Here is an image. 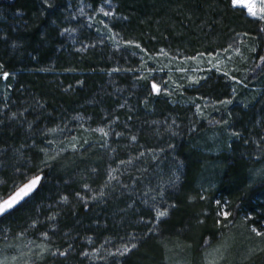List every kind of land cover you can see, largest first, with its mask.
Listing matches in <instances>:
<instances>
[{"label":"trees","instance_id":"obj_1","mask_svg":"<svg viewBox=\"0 0 264 264\" xmlns=\"http://www.w3.org/2000/svg\"><path fill=\"white\" fill-rule=\"evenodd\" d=\"M113 1L117 6L111 17L98 11L102 7L99 1H90L84 11L89 18L87 21L83 15L76 16L80 9L78 0H51V8L44 0H0V33L10 37L7 44L0 43V148L31 143L44 136L45 128H55L62 135L61 142L76 144L73 150L92 141L101 149L99 144L104 136L95 130L103 127L109 134L111 146L117 150L123 148L116 154L120 155V161L130 158L128 161L135 163L129 167L133 176L148 174L149 166H142L141 153L155 151L157 160V168L150 164V169L159 171V180L138 188L131 182L126 184L119 165L109 160L131 194L125 193L127 189L108 187L109 197L87 199V208L75 200L72 191L78 184L85 183H96L94 193L101 189L105 184L100 181L108 150H101L85 163L77 162L67 170L59 163L44 169L58 185L47 186L40 196L36 195L38 203L29 210L33 209L30 212L33 215L36 213L33 218L40 212L46 222L51 221L47 217L55 214L56 219L51 223L55 222L57 228L48 247L62 251L72 243L70 256L76 257L81 239L86 237L115 241L131 239L141 233L149 239L153 234L149 233L146 220L151 201L145 208L138 201L140 193L162 187L169 214L157 229L162 233L177 230L179 243L172 247L161 244V249H153L155 252L145 248L142 252L145 264H194L200 250L213 247H219L220 256L224 250H229L219 264H264V240L247 234L240 215L241 211L249 212L253 218L247 224L255 222L261 229L264 162L254 158L264 154V136L261 135L264 100L232 114L225 110L226 121L219 126L213 117L197 120L187 110L172 106L174 100L169 102L160 93L151 91L153 82L150 80L134 79L136 81L130 83L117 79L120 77L117 73H108L113 70V60L124 63L125 52L121 55L114 51L127 49L124 37L142 44L150 43L153 38L167 40L171 46L183 50H212L227 39L235 42L241 39L245 49H256L249 59L247 72L255 74L264 68V62L259 61V55H264L261 34L254 22L246 19L242 12L231 9L227 0ZM64 28L76 31L59 34ZM240 32L248 35L238 38ZM69 39L79 42L83 50L70 47ZM4 71L10 73L7 79L2 77ZM205 88L212 98H218L222 90L217 84H206ZM37 100L43 105L42 109L36 106ZM12 112H24V116L18 120L8 119ZM115 120L116 128L110 126ZM29 122L33 124L32 129ZM225 128H230L227 140L211 148L206 133ZM114 129L121 133L120 139L111 135ZM33 132L37 135L34 138ZM133 135L135 140L131 139ZM141 168L146 171L142 173ZM2 173L7 179V174L3 170ZM63 180L71 181L70 186L62 189L59 183ZM212 184L214 187L200 200L198 186L209 188ZM61 191L69 195L68 203L58 201L57 193ZM217 195L225 199L230 211L231 225L227 228L218 226L213 216L212 201ZM129 204L133 205L129 207L132 213L128 211ZM21 207L0 221L14 216L23 226ZM9 222L5 226L12 230L19 225ZM170 247L174 253L170 252ZM139 251L140 248L133 260L123 259L122 263L138 264Z\"/></svg>","mask_w":264,"mask_h":264},{"label":"rangeland","instance_id":"obj_2","mask_svg":"<svg viewBox=\"0 0 264 264\" xmlns=\"http://www.w3.org/2000/svg\"><path fill=\"white\" fill-rule=\"evenodd\" d=\"M90 1L92 0H78V4L80 8L83 7L84 11H86L85 6L87 7V5H90ZM96 1H99L101 6L105 10L115 12L117 4H115L113 0H110L111 7H109V4H105L103 0ZM227 1L229 5L230 0ZM236 11L242 12L243 16L246 19L254 22V26L259 31L260 25L256 21H254L253 18L246 15V9L243 11L236 9ZM81 15H83L84 19L89 21V18L85 15V13L80 14L78 10L76 16L80 17ZM63 33L65 32L62 31L59 34L63 35ZM111 35H113V33ZM241 36L242 35H239L238 38H240ZM261 37L262 45L264 46V34H261ZM123 40L126 42L125 45L127 46V49L123 51H114L118 52L117 54L121 55L122 52H125V55H122V61L124 63H120L118 59H116L115 61L113 60L112 62H114V65L111 67L113 68V70L108 73H117V75L120 76L117 79L129 80L130 83L134 79L141 81L150 80L152 82H156L161 88V91L159 93L161 96H163V99L169 100V102H173L174 100L172 106L175 105L182 110H187V112H190V116L192 118H195L197 120H207L213 117L218 120L220 126L223 125V123H225L226 121L225 117H227V115L225 110L232 114L233 112H237L241 108H244V106H247L248 104L251 105L253 103H262L261 101L264 100V68L260 70V72L257 71V73L255 74L247 73L249 72V59H251V57L253 56V52H251L249 49H245L242 46L244 42H242L241 39H237L239 42L235 43L236 46L240 48V52L243 58L233 50H229L227 53L224 51L230 44H233L234 42V40L229 39L222 43L221 46H217L212 50H203L199 48H196L195 50H183L182 48H178L179 46H171L167 40H164L162 42L156 41V39L154 38L152 39V41H150V43L144 44L132 38L130 39L123 37ZM68 41L71 42L69 46L74 50H83V47H81V45H79L80 43L76 42V40L69 39ZM136 45H139L140 47L137 48ZM214 65L216 66L214 67ZM218 68L219 70H217ZM225 73H227V75H225ZM231 76H235L236 80L230 79ZM219 83L220 86L218 85ZM206 84H217V87L222 88V90L219 92V95L217 96L218 98H212L207 92L204 91L206 90ZM223 100H231L232 102L229 104L220 103V101ZM197 106H199V111L197 110ZM115 125L116 120L115 122H112L110 126ZM114 128H116V126ZM44 130L45 134L44 136L40 137V139H36L31 143L27 142L28 144H26L27 149L25 152L29 157H34V162L39 164L43 170L46 168H50L52 164L57 165V163H59L61 167H65V169L67 170L77 162H80V164L85 163V160L89 159L88 157H91L94 154H98L101 150L104 152L108 150L107 157L106 154L104 155V159L105 161H107V163L104 164V170L102 171V180L100 181L105 183L104 185H108V187L112 188L113 190H116V188H118L119 190L120 188L124 190L123 186L125 184L122 182V177L120 178V176H118V170H121V174L125 176L124 180L126 181V184L128 182H131L133 183L134 188H138L139 186L144 187L146 183H152L159 180V171L157 172V169H150L152 166H156L157 168V160L153 158L155 157V151H152L149 154V151L147 152V154L143 153L140 158L141 160L144 159L141 162L142 166H149L148 174H140L141 176L135 177L133 176L134 172L131 174V171L129 169V167H132L134 162H129L128 160L130 158H126L127 161L124 164L120 163V158H118L120 155H118L117 157L116 154L117 151L119 153L122 152L123 148H118L117 150V148L112 147V144L109 143V134L106 137H102V139L100 140L99 145L100 147H102L101 149L96 145L94 141H92L86 143L85 146L79 148L78 150H73L74 148L71 147V144H73L72 142H61V133H59L58 131H47L46 136V128ZM116 132L117 130L114 129L111 132V135H114L115 139H120L122 135L117 136L115 135ZM229 133L230 128H225L223 130H209L206 133L207 144L210 145L211 148L215 145L221 146L222 140H227L226 135H229ZM99 135H101L100 132ZM261 135L264 136V127L261 130ZM35 136L37 135H35V132H33L32 137L34 138ZM142 147L143 149H146V146ZM12 148L13 147L10 148L8 146L3 147L2 149H4V151H6L7 153L9 152V156H11ZM40 149H43L44 151L41 152ZM45 153H47L48 155H45ZM255 154L257 153L255 152ZM263 155L264 154L260 155L259 158H257L256 156V158L254 159H259L264 162ZM48 156H55L56 159L49 160L47 165L41 164L40 162L46 160ZM138 156L139 155H137L136 157L138 158ZM58 159H60V161H58ZM109 160H114L112 161L113 164L116 162L117 165H119V169H113L112 164L109 163ZM146 160L148 161V163H145ZM10 163L11 161H9V164ZM84 166L85 165H83L82 168ZM143 169L144 168H141L142 173L146 171ZM2 170L5 172L4 174H7L8 180L3 177L4 175H2ZM138 171L140 172V170ZM109 172H111L112 176L116 177L117 179L113 180L108 175ZM255 175L257 176V174ZM128 176L131 177V180H129ZM0 179H5L7 180L8 184H11V180L13 179V177L11 176L10 166L0 168ZM70 182L71 181L63 180L61 183H59V186L63 189L64 186H70ZM93 184L94 185L88 183L89 189H84V184H78V186L72 191V195L74 196L75 200H77L75 197L76 191H81L82 195H84L85 193L88 194V196L93 195V193L95 192L94 186H96V183ZM53 185H58V183H56L55 178L51 177V174H49L46 186L41 191L43 192L44 190H46L47 186L51 187ZM108 187L104 189V191L106 192L104 198L109 197L110 195V190L108 189ZM213 187V184L210 185L209 188H202L198 186L197 193L200 200H203L205 198L207 190L212 189ZM65 189L68 190V188ZM41 191L37 195L40 196ZM125 193L131 194V191L129 192L128 190V192H126L125 190ZM61 194L68 195L63 191H61ZM119 194H121V192H119ZM144 194L145 193H140V196L143 197ZM151 194L153 195V192ZM44 197H46L47 199V195H45ZM38 199L39 198L36 197L21 207L22 209L20 210V212L22 215L21 217L23 226L20 225V220L14 216H9L6 219L4 218V220L2 219L0 221V264H47L46 262L48 261H50L48 264H123V259L126 261L133 260V257L135 256L134 254L138 251L139 248L141 250L139 251V258H141V261L139 260L138 264H145V256L142 253L145 248H151V250H153L160 247L161 249V244L165 243L164 245L172 247V245L177 246L179 243V240L177 239V230L162 233L161 230L157 229L163 223V221L167 219L168 215L165 217L157 218L155 216V212L151 210L150 206L148 208L150 209V214L147 217L146 224L148 225L149 229H151L149 233H152L153 236H151L149 239L148 235H143L141 233L137 234L139 236H137L135 240H132V238L129 239L128 237H126V239H118L115 241H106V239L97 241L91 239V243H89L88 239H84L81 237V245L79 251L76 254V257H73V255L70 256L73 250L67 255L70 257H61L58 255L54 256L52 255V253L59 248L48 247V245L50 243V240L52 239L51 235L56 232L55 230L57 227L54 224L55 222L51 223V221H48L50 223L48 224L46 220H42L41 218H43V216L39 214V211L36 218H33L36 213L33 215L30 213L33 211V209L31 211L29 210L31 206H35L36 203H38ZM126 200L127 199L125 198V201ZM150 201L151 200L149 197V203ZM217 201H219L220 203L218 204ZM138 202L140 203L139 205H141L143 208L147 207L148 205L141 203V198H139ZM80 203L84 204V202L81 201ZM212 204L214 206L213 216L216 220V223L217 221H219L217 225L222 226L223 228H227L228 226H230L231 220L229 219V217L228 219H225L220 214L221 211H227L230 213L225 199L217 195V197L213 199ZM128 211H131L132 213V209L129 208ZM240 215L241 217H243V222L245 223L247 234L253 238H261V240H264V236H257L252 232L253 227H255L260 232H264V219H262V221L260 222L261 229H258V226L255 224V222H250L249 224H247V222H249L253 218L252 214H250L249 212L245 213L244 211H241ZM34 220L37 221V223L33 227L32 222ZM9 221L13 223H19V225H17V227L12 230L11 228L5 226L7 223H10ZM44 232L48 233L47 238L42 235V233ZM126 241L136 243L137 247L125 256L113 257L108 255V252H115L116 249L118 247H121V245H123ZM41 243H44L49 248V251L44 253L42 257H38L36 255V246ZM171 247L169 250L171 253H174V250ZM218 248L219 247H213L206 250H200L197 260H194V264H219L220 261L224 260L226 254H229V250H224V252L220 256V250H218ZM64 250H67V248L62 249V251ZM81 251L88 252L89 256L86 257L80 255ZM153 251L155 252L156 250ZM170 252H168V254H170ZM13 257H15L16 259L13 260ZM172 257L170 256L171 259H174ZM53 261H55L56 263H54Z\"/></svg>","mask_w":264,"mask_h":264},{"label":"snow or ice","instance_id":"obj_3","mask_svg":"<svg viewBox=\"0 0 264 264\" xmlns=\"http://www.w3.org/2000/svg\"><path fill=\"white\" fill-rule=\"evenodd\" d=\"M105 4L110 5V0H103ZM44 3L48 5V7H52L51 0H44ZM233 10L239 9L240 11H243L246 9V15L248 17L253 18L254 21H256L260 27H259V33L264 34V0H230V4L228 5ZM101 13H103L104 16H114L113 11L105 10L103 7H100L98 9ZM80 14H84V8L81 7L79 9ZM22 15V13H21ZM126 19V17H125ZM75 28H64L63 32L70 33L75 32ZM242 36H247L248 33H239L237 34ZM10 37L6 36L3 33H0V43L7 44ZM88 45H85L87 47ZM137 48H139V45H136ZM229 50L235 51L237 54L241 55L240 48L236 46L235 41L233 44H230L227 49L224 51L227 53ZM251 52H256L255 47H252L250 49ZM259 55V54H258ZM243 58V57H242ZM259 61L264 62V55H259ZM216 65H214L215 67ZM219 70V68L217 69ZM10 73L4 71L2 72V77L4 79H7L9 77ZM227 75V73H225ZM230 79L236 80L235 76H231ZM151 91L153 93H159L161 91L160 86L153 82L151 84ZM231 100H223L220 101L222 104H229L231 103ZM36 106L39 108H43V105L40 103V101H36ZM123 107V105H121ZM197 110L199 111V106H197ZM24 116V112H12L11 116L8 117V119H15L18 120L20 117ZM2 123V121H0ZM29 128H33V124L29 122ZM46 131L49 132H55V128L46 129ZM95 131H98L103 134V136H107L108 132L105 131L103 127L97 128ZM43 134V133H41ZM234 135L236 133H233ZM115 135L120 136L121 133L116 132ZM132 140L136 139V136L131 137ZM71 147L75 148L76 144H71ZM171 147V145H169ZM23 149V150H22ZM27 149L26 144H21L19 147H15L11 149V156H9V153L4 151V149L0 148V168H4L6 166L11 167V176L13 179L11 180V184H8L7 180L0 179V216L8 215L10 212L15 211L18 207L23 206L24 204L30 202L34 197L46 186V183L48 181V176L44 172V170L40 167L39 164L34 162V157H29L25 154ZM41 152H43V149H40ZM45 155H48L45 153ZM143 155V153H141ZM155 159V157H153ZM55 156H48L46 160L41 161V164L47 165L49 160H55ZM9 161L11 163L9 164ZM130 162V161H129ZM121 164H124L125 161H120ZM95 171V169H93ZM115 171V170H113ZM113 180H116L117 178L112 176V173L109 172L108 174ZM174 183V181H173ZM108 185H103L101 189L94 193L93 195L86 198L85 195L81 194V191L75 192V197L78 201L84 202V207L87 208L88 204L86 203V199L91 200H97L98 198H103L106 195V192L104 191L105 188H107ZM127 185H124L123 188L127 189ZM84 189H89V185L85 183L83 185ZM155 192L154 195L151 193ZM113 195H115V192H113ZM59 201H62L64 203L69 202V195H62L60 193H57ZM149 197L151 200V210L155 212V216L157 218L165 217L169 214L168 207L165 204V192L162 187H160L158 190L156 189H149L148 192L144 194L143 197H141V203L149 204ZM219 204L220 202L217 201ZM133 205L129 204L128 207H132ZM171 207H174V205H170ZM225 219H228L230 216V213L227 211H221L220 213ZM48 220L55 221L56 216L55 214L47 217ZM37 221L32 222V226L34 227L36 225ZM219 223V221H217ZM151 231V229H150ZM252 232L255 233L257 236H264V232L258 231L255 227L252 228ZM42 235L47 238L48 233L44 232ZM88 239L89 243H91V237H86ZM136 237L133 236L132 240H135ZM37 252L36 255L38 257H42L44 253L49 251V248L44 244L41 243L36 246ZM137 247L136 243H132L131 241H126L121 247H118L115 252H108L109 256H125L129 254L133 249ZM73 249V244L69 243L67 246V250L61 251L57 249L55 252L52 253V255H58L61 257H66L69 252H71ZM80 255L83 256H89V253L86 251H81ZM13 260L16 258L13 257Z\"/></svg>","mask_w":264,"mask_h":264},{"label":"water","instance_id":"obj_4","mask_svg":"<svg viewBox=\"0 0 264 264\" xmlns=\"http://www.w3.org/2000/svg\"><path fill=\"white\" fill-rule=\"evenodd\" d=\"M11 213V212H10ZM6 216V215H5ZM2 217H4V216H0V218H2Z\"/></svg>","mask_w":264,"mask_h":264}]
</instances>
